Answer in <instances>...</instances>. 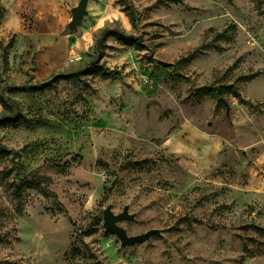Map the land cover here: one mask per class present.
<instances>
[{"label": "rangeland", "instance_id": "rangeland-1", "mask_svg": "<svg viewBox=\"0 0 264 264\" xmlns=\"http://www.w3.org/2000/svg\"><path fill=\"white\" fill-rule=\"evenodd\" d=\"M79 2L0 0L12 83L95 58L117 72L15 94L31 123L0 127L18 152L0 157V264H264V0H89L72 30ZM106 26L147 48L97 50ZM110 205L130 235L161 233L123 247Z\"/></svg>", "mask_w": 264, "mask_h": 264}, {"label": "trees", "instance_id": "trees-1", "mask_svg": "<svg viewBox=\"0 0 264 264\" xmlns=\"http://www.w3.org/2000/svg\"><path fill=\"white\" fill-rule=\"evenodd\" d=\"M232 1V0H228ZM3 12V8L0 7V15ZM137 11L133 10L129 13L131 21L133 25L136 27L138 25L139 16L137 15ZM110 36H113L117 39L118 42L131 46L137 50H143L147 48V45L143 41L142 37H137L135 35L126 33L125 31L121 30L118 27H104L97 37L95 41V47L97 50H101L105 45L106 41ZM11 45L8 44L3 46L2 52V68L0 70V104L3 107V111L0 113V127H13L18 128L21 126H26L31 123V120L27 116V114L23 111L19 100L15 96L18 92H39L45 91L46 89L52 87L60 80H69V81H77L82 76L90 75V74H99L103 78H114L117 72L114 70H110L109 68L105 67L100 61V58H95L89 60L86 64L79 67L77 70L72 72H64L58 73L52 76L51 79L36 83V84H21L17 85L10 81L9 76H6V70L8 69L9 65V52L7 47ZM195 58L194 55H189L182 58L178 63L187 66L192 60ZM163 65L167 67H172L175 64L172 63H165L162 62ZM170 75H174L172 70L168 72ZM257 74H254L252 78L257 77ZM175 79L178 80H186L187 76L182 72H178L176 76H173ZM234 86H221L218 88V91L222 93H230L240 95L239 92L233 88ZM209 91L212 88H208ZM212 94V92H211ZM12 156L13 158L18 156V152H14L13 149L8 147L5 144H0V157L7 158ZM15 197L20 201L22 198L23 193V186L17 185L15 188ZM23 206L19 204V209H22ZM5 235L2 234L0 230V241L4 239Z\"/></svg>", "mask_w": 264, "mask_h": 264}, {"label": "water", "instance_id": "water-1", "mask_svg": "<svg viewBox=\"0 0 264 264\" xmlns=\"http://www.w3.org/2000/svg\"><path fill=\"white\" fill-rule=\"evenodd\" d=\"M88 3L89 0H80L79 4L72 8V18L69 22V27L72 30L77 29L83 22L86 15H88ZM225 99L221 97L219 102ZM136 217L135 214L130 213V207L125 206L124 210L118 214L113 211L112 206H108L104 210V227L107 232L114 233L121 240L123 247L135 245L150 240L154 235L160 234L161 229L153 228L144 233L137 235H130L128 230L123 227L120 222L129 220L132 221Z\"/></svg>", "mask_w": 264, "mask_h": 264}, {"label": "built area", "instance_id": "built-area-1", "mask_svg": "<svg viewBox=\"0 0 264 264\" xmlns=\"http://www.w3.org/2000/svg\"><path fill=\"white\" fill-rule=\"evenodd\" d=\"M79 57L80 56H78V55L75 54L73 59L76 60V59H79Z\"/></svg>", "mask_w": 264, "mask_h": 264}]
</instances>
